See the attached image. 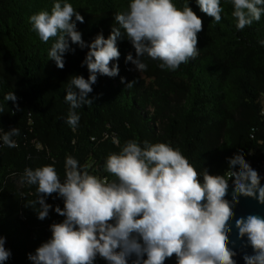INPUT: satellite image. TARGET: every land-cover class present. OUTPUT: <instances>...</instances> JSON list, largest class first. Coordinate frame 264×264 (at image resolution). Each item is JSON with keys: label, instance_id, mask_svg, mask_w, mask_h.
Segmentation results:
<instances>
[{"label": "clouds", "instance_id": "9594fccd", "mask_svg": "<svg viewBox=\"0 0 264 264\" xmlns=\"http://www.w3.org/2000/svg\"><path fill=\"white\" fill-rule=\"evenodd\" d=\"M195 4L216 24L224 18L223 5H230L237 31L264 19V0H195ZM114 20L116 26L107 38L100 32L88 43L77 26V22L84 23V16L71 0H52L50 11L43 9L29 17L39 40L48 44L51 39L47 56L58 69L65 67L66 53H75L72 45L88 50L81 63L87 68V78L72 75L65 90L64 101L69 105L65 123L73 131L81 119L77 109L93 104L89 94L98 76L119 75L122 37L135 50V58L130 52L125 62L139 72L148 70L146 60L156 61L161 70L176 72L199 55L203 18L190 0H128ZM258 43L264 47V40ZM135 84L133 80L126 87ZM17 101L14 91L4 94L0 113L8 102L19 110ZM19 136L17 127L0 128V146L18 147L15 138ZM114 142L120 144L118 139ZM227 162L223 175H213L207 168H197L178 146L133 138L106 156L103 176L93 174L90 163L81 165L71 154L64 158L63 178L54 158L48 164L25 167L19 183L34 187L36 197L26 206L35 210L40 221L53 210L63 217L49 226L51 237L28 253L27 259L31 264H96L98 259L106 264H165L174 257L175 264H237L235 242L230 239L235 228L237 238H246L245 247L253 250L243 256L245 264H264V216L235 218L234 211L240 197L264 205L262 177L243 152ZM53 194L62 199L63 208L56 205L53 209L47 203ZM5 244L6 237L0 236V264L12 256Z\"/></svg>", "mask_w": 264, "mask_h": 264}, {"label": "trees", "instance_id": "16d2710c", "mask_svg": "<svg viewBox=\"0 0 264 264\" xmlns=\"http://www.w3.org/2000/svg\"><path fill=\"white\" fill-rule=\"evenodd\" d=\"M71 2L84 16V23L77 26L88 43L100 32L107 38L116 26L115 14L128 4V0ZM190 6L203 18L199 55L176 72L161 70L151 60H146L148 70L139 72L125 62L130 52L135 58V50L122 37L119 75L98 76L89 94L93 104L77 109L81 119L73 131L65 123L69 112L65 90L72 75L87 78L81 63L88 50L72 45L75 53H66L65 67L58 69L47 56L51 39L41 42L29 24L32 14L51 10L52 0H0V100L14 91L19 104V110L12 102L5 105L0 128L20 129L18 147L0 146V236L6 237L5 247L12 252L5 264H31L27 254L51 237L53 222L63 220L53 210L40 221L26 206L36 197L34 187L19 183L25 167L54 158L63 178L64 158L71 154L81 165L90 163L93 174L103 176L106 156L135 138L178 146L197 168H207L213 175H223L228 159L241 152L254 170H262L264 47L258 40H264V19L237 31L230 5H223L225 15L219 24L201 13L195 0ZM133 80L136 84L127 88ZM47 203L63 208L56 194Z\"/></svg>", "mask_w": 264, "mask_h": 264}, {"label": "water", "instance_id": "95a60500", "mask_svg": "<svg viewBox=\"0 0 264 264\" xmlns=\"http://www.w3.org/2000/svg\"><path fill=\"white\" fill-rule=\"evenodd\" d=\"M259 175L262 177L261 184L264 185V171H260ZM234 187V184H230V189ZM232 192L229 193V202H232ZM235 211V218H239L241 216H247L249 214H258L261 216H264V205H260L256 200H253L251 198H245L240 197V203L236 206L234 209ZM234 224V221H233ZM238 232L235 228H233L232 235L230 236V239L235 242L234 250L237 252V256L235 257L237 264H245L243 260V256L245 254H253V250L250 246L245 247L246 238L244 241L237 238ZM231 246V245H230ZM96 264H106L105 261L97 262ZM165 264H175V259L170 258L165 262Z\"/></svg>", "mask_w": 264, "mask_h": 264}, {"label": "built area", "instance_id": "2783aa9c", "mask_svg": "<svg viewBox=\"0 0 264 264\" xmlns=\"http://www.w3.org/2000/svg\"><path fill=\"white\" fill-rule=\"evenodd\" d=\"M263 115H264V112H263ZM261 171H264V165L262 166V170ZM233 184H234V182H233Z\"/></svg>", "mask_w": 264, "mask_h": 264}, {"label": "rangeland", "instance_id": "374dc122", "mask_svg": "<svg viewBox=\"0 0 264 264\" xmlns=\"http://www.w3.org/2000/svg\"><path fill=\"white\" fill-rule=\"evenodd\" d=\"M263 106H264V99H263Z\"/></svg>", "mask_w": 264, "mask_h": 264}]
</instances>
